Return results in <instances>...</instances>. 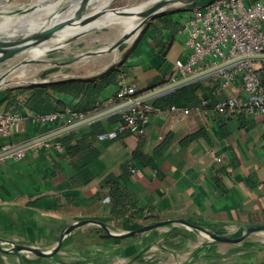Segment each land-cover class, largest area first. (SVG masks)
I'll return each instance as SVG.
<instances>
[{"label": "crops", "instance_id": "0c3cea01", "mask_svg": "<svg viewBox=\"0 0 264 264\" xmlns=\"http://www.w3.org/2000/svg\"><path fill=\"white\" fill-rule=\"evenodd\" d=\"M189 14V8L156 14L119 58L94 76L115 64L122 71L120 81L134 85L138 94L165 85L175 61L188 56L185 34L180 30ZM166 19L177 25L164 26ZM158 40L167 44L163 51L155 42ZM195 81L200 82L198 93L203 103L241 91L240 84L222 89L210 73ZM118 87L119 83L107 86L102 99L109 103ZM25 90L24 97L31 93L29 88ZM65 101L66 108L73 110L77 100L65 97ZM0 102V107L6 106V101ZM185 109L184 101L179 100L174 109L153 111L141 136H96L92 145L98 156L79 169L67 161L63 150L38 144L27 147L20 159H1L0 238L48 250L65 229L82 218L100 220L110 234L133 228L116 226L109 215L108 197L98 200L97 195L104 178L120 175L127 163L137 170L129 174L124 185L135 196L136 206L156 213L159 220L182 218L218 234L231 230L240 232L239 236L243 225L264 223V114L236 111L219 117L213 110L190 108L184 113ZM108 115L98 119L105 132L114 129ZM91 122L77 127V136L88 133ZM64 126L62 119L43 126L24 120L21 131L1 139L0 144H22ZM56 137L50 141H58ZM138 145L144 154L153 156L156 167L144 166L133 158ZM259 232L263 234L257 238L251 236L258 234L254 232L242 242L226 244L203 238L180 224H169L116 239L106 237L97 225L89 223L74 229L54 256H33L29 262L264 264V231ZM17 255L0 252V264H24Z\"/></svg>", "mask_w": 264, "mask_h": 264}, {"label": "built area", "instance_id": "2783aa9c", "mask_svg": "<svg viewBox=\"0 0 264 264\" xmlns=\"http://www.w3.org/2000/svg\"><path fill=\"white\" fill-rule=\"evenodd\" d=\"M189 9L190 14L183 21L180 30L185 34L184 44L188 56L185 60L175 61L174 71L166 84L222 65L210 74L218 80L222 89L240 84L241 91L219 99L215 103V109L225 114L242 110L248 114H264V85L258 71L263 59L248 57L264 54V0H204L192 4ZM140 95L134 85L121 80L115 96L121 99L119 104L132 102L124 108L128 113L124 115L123 122L116 124L113 130L97 136L111 138L126 129L141 134L150 113L158 109L149 99L136 100ZM18 100H23V97ZM170 109H174V105ZM187 112L188 109H185L184 113ZM85 117L68 108L65 113L39 115L3 106L0 107V140L19 133L24 120L43 126L55 124L62 119L69 125ZM22 144L1 143L0 160L6 156L22 158L25 149L29 147L17 149ZM37 144L63 150L60 142H51L50 139L33 145ZM216 160L221 159L216 157ZM136 170L130 168L131 173Z\"/></svg>", "mask_w": 264, "mask_h": 264}, {"label": "trees", "instance_id": "16d2710c", "mask_svg": "<svg viewBox=\"0 0 264 264\" xmlns=\"http://www.w3.org/2000/svg\"><path fill=\"white\" fill-rule=\"evenodd\" d=\"M176 21L164 20L166 27L175 26ZM178 31V27H177ZM164 50L167 46L165 42L155 41ZM260 81L264 85V60L259 68ZM121 70L114 64L105 72L98 76L90 78H68L61 80H52L45 83L29 84L27 87L31 93L19 101L18 98L3 96L1 101H6V108H11L23 113H33L44 115L53 112L65 113L66 101L65 97L75 98L77 101L73 111L82 113L88 117L96 114L110 106L117 105L121 102L120 98L114 96L110 102L102 99V91L109 85L118 84L120 81ZM199 81H191L182 84L169 92L161 94L153 99V106L158 110L170 109L179 100H183L186 107L201 108L205 110H213L219 117L225 113L218 112L215 109V103L212 101L202 102L198 89ZM1 103V102H0ZM128 113L127 109L113 112L107 116L110 124L123 122L124 115ZM241 113H244L242 110ZM221 121V120H220ZM91 130L80 136H77V129L74 128L56 137L61 143L64 155L67 161L75 168L79 169L91 163L97 156L98 151L93 147L92 143L98 134L104 131L100 120H94L90 124ZM223 128V126H221ZM133 134L130 130H123L117 133L116 137ZM141 136V134L134 133ZM133 158L137 159L140 164L156 167L152 155L144 154L139 145L133 151ZM131 163L123 166L120 175L108 174L102 181V191L99 192L98 200L104 197L109 199V215L113 219L114 224L122 229L131 228L147 221H156L160 217L152 211H144L135 204V196L127 189L124 183L128 180Z\"/></svg>", "mask_w": 264, "mask_h": 264}, {"label": "water", "instance_id": "95a60500", "mask_svg": "<svg viewBox=\"0 0 264 264\" xmlns=\"http://www.w3.org/2000/svg\"><path fill=\"white\" fill-rule=\"evenodd\" d=\"M171 1L172 0H158L156 2L149 4L143 9L137 8L136 10H131V14H136L140 18L138 29L142 27L150 18L155 16L157 13H159ZM194 1L196 0H185V2H189V3L194 2ZM76 3H77V7L74 8L73 14H71L69 17L62 18L60 20H55L57 17L70 12L72 7H74ZM90 3H91V0H43L41 3L27 5L22 8L4 9L1 7L4 5V3L0 1V18L33 12L34 10H38L42 8V6L51 7V9L46 13L45 17H42V15L37 16L33 25L29 27L23 26L21 28L18 27L14 30H12L11 28H7V29H3V27L0 28V63L8 59H11L18 54H21L22 52H24L26 49L30 47L46 42L47 40L52 38L58 31L64 28H67L70 25H85L88 22L94 20L95 18L98 17L99 14L98 13H94L91 15L87 14L88 6L90 5ZM116 11H118V13H124L123 10H116ZM90 28L91 27L84 28L82 31L90 29ZM136 31L137 29L135 31L129 32L126 35L122 36L117 42L110 45L108 49L116 48L118 45H120L123 42V40L126 38L127 35L133 34ZM76 35H78V33L74 34L70 39L74 38ZM54 49L55 48L48 49L47 52H51ZM248 57L252 59H263L264 60V54L250 55ZM220 66L203 70L196 74L187 76L177 82L165 84L158 88L152 89L148 92H144L136 100L149 99L154 96L161 95L165 92H169L172 89L182 84L195 81L201 78L202 76L212 72L213 70L217 69ZM131 103L132 102H124L118 105H114L96 114L85 117L84 119L80 121L69 124L57 130H54L52 132L39 136L33 140H30L20 145L17 149L25 148L27 146L38 143L40 141H44V140L53 138L55 136H58L59 134L63 132L72 130L83 124L89 123L103 116L119 111L127 107ZM89 223H93L97 225L106 237H111V238H116V239L126 238V237L132 236L133 234H137V233L152 231L160 226L169 225V224H180L190 229L200 231L202 234L210 238L213 242L226 243V244H236V243L242 242L250 234L254 232L264 231V223H250V224L243 225L242 234L240 236L232 237V236L225 235V234H218L202 225L196 224L186 219L171 218V219H161V220H156V221L145 222L125 232H122L119 234H110L107 231L104 224L100 220L92 219V218H82V219L75 221L72 225H70L67 229H65L63 233L60 235V237L58 238L57 242L52 246V248L48 250H41V249L36 248L35 246L0 238L1 245L3 244L9 245V246L0 247V252L10 253V252L17 251V249H24L26 252H28L29 254H32L36 258L52 257L59 252L60 248L62 247V243L64 239L74 229L80 227L81 225L89 224Z\"/></svg>", "mask_w": 264, "mask_h": 264}, {"label": "rangeland", "instance_id": "374dc122", "mask_svg": "<svg viewBox=\"0 0 264 264\" xmlns=\"http://www.w3.org/2000/svg\"><path fill=\"white\" fill-rule=\"evenodd\" d=\"M0 1L3 2L4 4L12 3V2L27 4L33 2L34 0H0ZM198 1H204V0H196L190 3L185 2V0H172L159 13L177 10V9L187 10V8H190L192 4ZM91 2L95 7L101 8L103 14L110 13L109 11L111 10L112 11L122 10L125 7L126 8L138 7L140 9H143L149 5L146 4L148 0H91ZM139 23L140 20L138 21L135 27V30L137 29L136 32L127 35L128 37L126 36V38L123 40V42L120 45H118L114 49H108L106 50V52L105 51L100 52L99 51L100 47L112 45L121 38V36L119 35L118 26L115 27V25H107L104 27L91 28L85 32L76 35L74 38L70 39L67 42L68 44L66 43L63 46L55 48L51 52H47L45 55L46 57L42 56L40 59L33 58L31 61H29L27 60L25 54L21 53L14 56L11 59L1 62L0 63V75H1L0 96L24 97L23 95L25 94L26 91L25 89L28 88L27 86L29 84L43 83V82L45 83L52 80H60V79H68V78L94 77L95 74L94 72L107 66L110 62H115L119 58L124 48L131 43V40L134 39V37L138 34L139 30L141 29V27L138 29ZM110 66H112V64ZM209 229L212 230L211 228ZM232 232L234 231L231 230L225 231V233H227L226 235L230 233L229 236L232 237L239 236L240 232H236V233H232ZM195 233L198 234L199 236H203V238H207V236L202 234L200 231L195 230ZM261 234H263V232H258L257 235L255 234L251 236L253 238H257L256 236H259ZM2 246L4 245L0 244V247ZM5 246H9V245H5ZM15 254H18L17 256L19 262L24 264H30L29 260H32L33 258V255L29 254L24 249H17V251H15ZM8 261H10V258H8Z\"/></svg>", "mask_w": 264, "mask_h": 264}, {"label": "bare ground", "instance_id": "6f19581e", "mask_svg": "<svg viewBox=\"0 0 264 264\" xmlns=\"http://www.w3.org/2000/svg\"><path fill=\"white\" fill-rule=\"evenodd\" d=\"M42 1L43 0H34L33 2H31L29 4L13 3V2L12 3H5L1 7L4 9L22 8V7H25L27 5H33V4L41 3ZM156 1H158V0H148V2L146 4H151V3L156 2ZM76 7H77V3L74 5V7H72L70 12L57 17L55 20H60L62 18L69 17L71 14H73V10ZM137 8L138 7H127V8L125 7L122 9L124 13H118V11H112L111 10V11H109L110 13L103 14L102 9L99 7H95L93 5V3L91 2L90 5L88 6L87 14L91 15L94 13H98L99 15L97 18L88 22L85 25H70L69 27L58 31L52 38H50L46 42L41 43V44L36 45V46H33V47H30L22 53L25 54L27 60H32L33 58H39L40 59L42 56L46 55L48 49L57 48V47L65 45L74 34H76V33L80 34L82 32H85L89 29L84 30V31H82V30L84 28H88V27L94 28V27H104L107 25H115V27L118 26L119 35L122 37V36L126 35L127 33L135 30V27H136L138 21L140 20V18L136 14H131L130 10H136ZM50 9H51V7L42 6V8H40L38 10H34L33 12H28L25 14H18L15 16L2 17V18H0V28H2V27H3V29L11 28L12 30H14L18 27L19 28H21L23 26L29 27V26L33 25L37 16L42 15V17H45L46 13ZM123 14H125V15H123ZM109 46L110 45L100 47L99 51L100 52L101 51L106 52V50H108ZM94 53H96V52H94Z\"/></svg>", "mask_w": 264, "mask_h": 264}]
</instances>
